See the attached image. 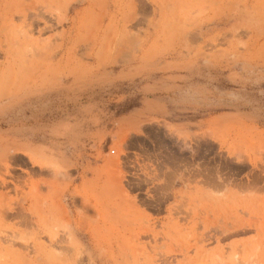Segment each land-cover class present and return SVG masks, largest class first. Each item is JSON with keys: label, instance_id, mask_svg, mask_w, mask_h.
<instances>
[{"label": "rangeland", "instance_id": "1", "mask_svg": "<svg viewBox=\"0 0 264 264\" xmlns=\"http://www.w3.org/2000/svg\"><path fill=\"white\" fill-rule=\"evenodd\" d=\"M0 264H264V0H0Z\"/></svg>", "mask_w": 264, "mask_h": 264}]
</instances>
